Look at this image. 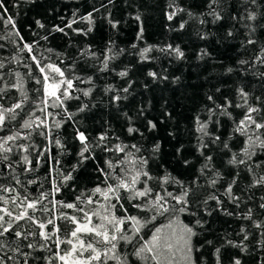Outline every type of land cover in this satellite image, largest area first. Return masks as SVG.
<instances>
[{
  "label": "snow or ice",
  "instance_id": "obj_1",
  "mask_svg": "<svg viewBox=\"0 0 264 264\" xmlns=\"http://www.w3.org/2000/svg\"><path fill=\"white\" fill-rule=\"evenodd\" d=\"M111 2L112 0H109V3ZM225 3L226 0H207V15L212 18L211 22L225 19L223 14ZM243 3L245 4L243 13L229 18L237 23L243 22L242 26L246 30L247 37L243 46H252L254 54L251 59H240L238 64L247 66L242 67L241 71H248L257 65L264 68V42H261L257 36L258 32L264 35V12H257L248 6L256 5L257 0H243ZM261 6L264 7V0ZM103 7L106 5L101 4V8ZM168 7L172 9L166 13L169 21L178 13L185 12V9L177 6L174 0ZM93 11L98 12L100 8H95ZM7 13L8 8L4 0H0V21L16 29L15 21L12 16L6 15ZM186 14L193 20L197 19L198 15H204L191 11H187ZM136 19L140 20V16H136ZM79 20L87 22L89 27L73 28L74 24L79 23L74 18L66 22L63 27L53 26L51 31L67 35L68 33L65 32L67 28L87 36L93 31L95 23L93 12L81 16ZM108 22L113 29L118 27L119 22L111 19ZM198 22L201 25L206 23L204 19H199ZM187 23V20H183L179 29H184ZM35 25L39 29L46 27L39 19L35 20ZM14 35L23 43L19 51H27L35 65V70L39 73L38 77L34 76L31 65H25L29 69L27 76L32 77L35 84L40 86L35 89L40 95L38 101H29L28 91L24 88V74L13 73L15 82L8 84L4 74L0 72V82L3 83L0 87V99L10 90L20 94L19 98H12L15 102L10 106L5 107L0 104V164L12 173H15L16 167H22L24 172L30 173L35 170L30 159L33 151L37 152L38 164L39 157L44 152H51V146L58 149L65 148L59 136V129L62 128L65 120H57L56 117L66 116L67 120H72L74 114L68 110L67 103L71 100H80V95H76L77 92L84 97H91L95 90V80L93 75L85 78L77 72L75 64L68 65L67 68L63 67V60L59 64L43 63L36 54H33L34 44L23 42L18 29ZM233 35L232 30L227 32L228 37ZM142 37L143 27L137 39ZM41 39L47 40L48 36L45 35ZM132 48L137 51L130 54L137 55L139 62H151L156 59L153 55L156 51L175 56L176 59H183L185 56L179 45L173 47L169 44L160 48L147 45L137 48V45L133 44ZM48 51L51 52L52 49ZM124 52L125 49L112 47L111 42L100 53L88 46L79 52V56L83 57L79 62L87 64L89 68H94L99 73L115 72L110 65ZM204 55L207 53L201 50V56ZM88 61L92 63L88 64ZM4 67L5 65L0 63V70ZM84 71L86 69L82 68L81 72ZM226 71L231 73L233 68L228 67ZM128 74L127 68L116 72L121 79L128 77ZM147 75L154 81L167 79L166 76L155 71H148ZM258 78L264 80V71L258 73ZM79 84H88L89 87L81 89ZM131 87L130 80L127 81V86L122 88L107 85L105 93H111L110 102L118 107L122 100L128 98L127 94ZM216 91L219 92L220 89L217 88ZM236 91L238 100L235 102L224 98L223 103H217L213 95H208L207 99L210 103L205 105V117L202 119L197 115L194 118L196 151L201 160L195 175L189 181L173 176L167 171L162 175L153 174L150 162L158 159L161 144L157 141L150 149H145L142 143L147 139L145 132L158 130L157 121L153 118L144 119V131H142L136 126L133 117L126 112L123 113L128 121L127 135L132 138L140 137L141 141L138 142H126L120 136H111L107 131L90 138L86 132L77 127L75 139L81 146L78 153L79 163L96 159V150L108 154L103 166L97 168L103 180L93 189L77 195L74 202L55 199L62 187L73 180L71 171L61 172L63 179L60 183L53 182L50 191H41L37 196L21 194L14 186L0 184V264H9L12 261L21 264V260L23 264H29L31 254L23 251L19 243L12 247L17 241L28 240L29 236H38L45 241L41 248L47 247L49 241L56 245L53 254L45 258L47 264H53V261L57 264H224L223 249L226 247L238 249L239 253H247L248 246L244 241L249 240L251 233L245 226H241L237 233L242 236L239 242L229 239L228 236H224L218 242L205 236V232L208 231L206 228L208 221L205 217L212 216L214 211H220L224 215L250 222L251 227L259 230L257 235L264 238V219H254L253 208L248 207L243 213H235L224 207L225 202L234 205L237 209L242 203H246V199L234 191L238 186L241 171H246L249 177L248 184L241 191L264 189V159H261V156H264V96L255 95L253 101V94L244 87H239ZM29 103L31 108L25 113ZM233 108L242 110L239 119H236L230 111ZM89 109L90 105L81 101L77 112L82 113ZM146 111L147 109L141 106L137 110V117H145ZM36 112H40L41 116H37ZM21 113L24 115L21 116ZM165 115L171 117V113ZM18 117H20L18 124H14ZM224 120L231 121L232 125L227 137L219 134ZM159 122L163 123V120ZM34 134L43 137L49 144L39 148L31 142ZM168 134L174 135L172 132ZM234 137L242 138L238 151L233 150L230 143ZM22 140L28 143H20ZM214 146L228 155L226 163L235 169L231 181L226 185L220 184L224 180V175L216 165L213 155ZM180 152L181 148H178L177 154ZM17 155L19 159H14ZM50 158L55 160V157ZM183 163L188 167L193 162L185 158ZM75 170L74 166L72 171ZM12 178L16 185H22L23 182L18 175L14 174ZM27 183L34 184L36 181L29 180ZM251 199L253 197L249 195L247 200ZM259 200L258 208L264 210V195H261ZM211 202H215V208L211 207ZM60 209H69L78 215H70ZM132 209L135 210V214ZM160 217L167 220V223L158 225ZM184 218L189 219L186 222ZM58 220L70 222L74 227L61 236ZM24 221L38 228L39 232H34L31 228L18 230L17 226L23 227ZM257 243L264 245V239L258 240ZM65 244L68 245L67 248L62 247ZM26 247L35 249L37 246L29 242ZM230 264H243V261L239 255H233ZM261 264H264V258L261 259Z\"/></svg>",
  "mask_w": 264,
  "mask_h": 264
},
{
  "label": "trees",
  "instance_id": "obj_2",
  "mask_svg": "<svg viewBox=\"0 0 264 264\" xmlns=\"http://www.w3.org/2000/svg\"><path fill=\"white\" fill-rule=\"evenodd\" d=\"M175 4L185 12L178 13L171 21L167 19V12L172 9L168 7L173 0H4L8 13L12 16L19 30L23 42L34 44V52L43 63L54 62L59 64L64 61L63 67L75 64L77 72L84 75H93L95 80V90L91 97H84L79 92L80 100H71L67 103L68 110L74 114L72 120H67L66 116H57L56 119H64L65 123L59 129V136L65 145L64 149H58L51 146V152H44L39 157L37 164V152L31 153L33 172L27 173L22 167H16L15 173H12L4 165L0 164V184L16 187L21 194H31L37 196L41 191H50L52 183H60L63 179L61 172H72L73 180L63 186L60 193L55 197L57 200L64 202H74L75 197L81 192L93 189L99 184L103 177L97 171L98 167L103 166L104 159L108 154L96 150V159H89L83 163H79L78 156L80 144L75 139V129L78 127L81 131L86 132L90 138H95L100 133L107 131L111 136H120L126 142L141 141L140 137H129L126 132L127 119L123 113H128L133 117L136 126L144 131L143 122L145 118H153L157 121L158 130L155 132H145L147 139L142 141L145 149H150L151 145L157 141L161 144V150L158 159L150 162V168L154 175H162L165 171L170 172L173 176L189 181L193 178L196 168L199 167L201 158L196 151V136L194 132V118L200 115L203 119L206 115L205 105L209 104L207 97L213 95L217 103H223L224 98L238 100L237 88L244 87L246 91L252 93V100L255 95L264 96V80L258 78V73L264 71L258 65L248 71H241L242 67L238 61L240 59H251L253 56L252 46H243L246 40V30L242 26L243 22L237 23L229 17L232 15L242 14L245 4L243 0H226L224 7L225 19L220 22H211L212 18L207 15V0H174ZM101 4L106 7L101 8ZM262 0H257L256 5L249 4L257 12H264L261 6ZM95 8L100 11L94 12ZM187 11L196 14L204 13L203 16L198 15L193 20L187 16ZM89 12H93L94 25L93 31L87 36L77 34L71 29H65L68 34L51 31L53 26H64L66 22L77 19L79 23L74 24L73 28L87 29L89 24L80 21L81 16H86ZM110 13V16H109ZM140 16V20L136 16ZM41 20L45 24L44 29H39L35 25V20ZM109 19L117 21L118 27L113 29L108 22ZM204 19L206 23L201 25L198 21ZM183 20L188 23L184 29L180 30L179 25ZM143 27L142 39H137V35ZM10 24L0 21V63L5 67L0 70L5 76L8 84L15 82L13 73L20 72L24 74V88L28 91L29 101L37 100L39 93L35 89L39 88L32 77L27 76L29 69L25 65H31L34 76L38 77L39 73L35 70V65L29 58L27 51L20 52L23 43L17 38ZM232 30L234 35L227 36V32ZM35 33V34H34ZM48 36L47 40L41 39ZM204 36L205 38H201ZM261 42H264V35L257 33ZM38 41V43H37ZM115 49H125L123 55L110 65L115 72L99 73L94 68H89L87 64L80 63L83 57L79 56V52L90 46L93 51L100 53L107 46ZM136 44L137 48H143L147 45H154L157 48L165 47L171 44L173 47L179 45L185 56L183 59H176L175 56L166 55L159 51L153 53L156 59L151 62H139L135 53L137 49H133L132 45ZM48 49H52L51 52ZM201 50L207 55L201 56ZM92 61H88L91 64ZM233 68V72L228 73L226 69ZM86 71L81 72V69ZM129 70L128 77L121 79L116 72ZM148 71H155L167 79L153 80L147 75ZM253 73H256L254 75ZM179 79H176V78ZM132 81V87L127 94L128 98L122 100L119 106L110 102L111 93H105L107 85H113L116 88L127 86V81ZM147 85V87H145ZM3 83L0 82V87ZM79 88L86 89L88 84H79ZM217 88L220 89L217 92ZM125 95L124 93H120ZM19 93L10 90L3 94L0 104L5 107L15 102L12 98H19ZM83 101L90 105V109L79 113L77 109ZM94 105V107H92ZM143 106L147 109L145 117H137V110ZM31 108V103L25 108V113ZM34 110V109H33ZM51 111V109H49ZM233 116L239 119L242 110L239 108L230 109ZM171 113V117L165 115ZM24 113H21L23 116ZM37 116H41L40 112H36ZM17 121L13 122L18 124ZM163 120V123L159 121ZM231 121L224 120L223 126L219 134L224 137L231 132ZM169 132L174 133L169 136ZM241 137H234L230 143L233 150L238 151L241 144ZM31 142L39 148H44L49 144L43 137L34 134ZM20 143H28V141H20ZM181 148V152L177 154V149ZM214 159L217 167L224 175L221 185H226L231 181L235 169L227 165L228 155L214 146ZM50 157H55V160ZM192 161V165L185 167L184 159ZM19 159V155L14 157ZM264 159V156H261ZM58 161V163L56 162ZM75 166V171H72ZM15 167V166H14ZM18 175L23 182L22 185H16L13 175ZM29 180H35L36 183L28 184ZM249 182L246 171H241L238 181L237 191L245 199L246 203H242L239 209L234 205L225 202L224 207L235 213H243L248 207L253 208V218L264 219V210L258 208L260 203L259 197L264 195V189L254 188L248 191H241ZM27 189V192H25ZM171 190V189H170ZM251 195L253 199L247 200ZM47 203V202H45ZM50 207V205H49ZM211 207L215 208V202H211ZM70 215H78L69 209H60ZM135 214V210H131ZM185 221L189 218H184ZM208 221L205 236L208 239L217 242L224 236L237 242L242 240L241 235H237L241 226L248 228L251 233L249 240L244 241L248 246L247 253H239L238 249L226 247L224 251V264H230L233 255H239L243 264H261L264 258V245L257 243L260 238L257 233L259 230L250 226V222L237 219L235 216L224 215L220 211H214L210 217H205ZM167 220L163 217L158 218V225L166 224ZM61 228V236L70 231L74 225L67 221H57ZM23 227L17 226L18 230L23 231L24 228H31L34 232L39 229L26 221L22 222ZM51 227V226H49ZM203 239V237H201ZM32 242L36 244L35 249H28L26 244ZM19 243L22 250L31 254L29 264H47L46 257L53 254L56 245L51 241L47 242L48 246L41 248L45 241L38 236L31 237L26 241H17L12 247ZM67 248L68 245H62ZM51 249V250H50ZM11 254V253H9ZM9 264H15L14 261ZM21 264H23L21 260ZM53 264H57L53 261Z\"/></svg>",
  "mask_w": 264,
  "mask_h": 264
}]
</instances>
